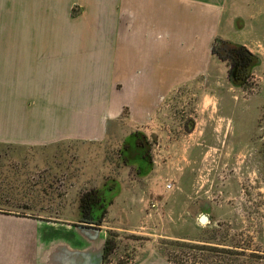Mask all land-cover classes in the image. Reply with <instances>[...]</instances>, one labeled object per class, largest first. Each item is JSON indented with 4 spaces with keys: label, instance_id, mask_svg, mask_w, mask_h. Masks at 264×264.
Returning <instances> with one entry per match:
<instances>
[{
    "label": "rangeland",
    "instance_id": "rangeland-1",
    "mask_svg": "<svg viewBox=\"0 0 264 264\" xmlns=\"http://www.w3.org/2000/svg\"><path fill=\"white\" fill-rule=\"evenodd\" d=\"M220 1L217 38L253 57L244 82H232L229 61L210 55L206 74L175 88L146 126H130L123 113L117 124L124 126L108 133L107 147H0V215L35 223L29 239L15 238V256L25 251L33 264L36 234L46 235L41 245L56 237L83 248V236L71 227L92 220L82 214L80 197L111 188L99 224L101 240L108 231L117 234L107 264H169L157 250L162 239L194 245L211 239L218 250L238 245L244 256H229L233 264H264V0ZM133 132L145 136L146 176L119 157ZM201 215L208 222L201 224ZM101 240L86 242L94 254ZM203 255L222 264L220 252Z\"/></svg>",
    "mask_w": 264,
    "mask_h": 264
},
{
    "label": "crops",
    "instance_id": "crops-1",
    "mask_svg": "<svg viewBox=\"0 0 264 264\" xmlns=\"http://www.w3.org/2000/svg\"><path fill=\"white\" fill-rule=\"evenodd\" d=\"M223 18L220 0H0V147H107L125 112L146 126L175 88L206 74ZM31 222L0 215V264H30L13 247ZM98 230L83 248L36 234L33 264L92 254Z\"/></svg>",
    "mask_w": 264,
    "mask_h": 264
},
{
    "label": "trees",
    "instance_id": "trees-1",
    "mask_svg": "<svg viewBox=\"0 0 264 264\" xmlns=\"http://www.w3.org/2000/svg\"><path fill=\"white\" fill-rule=\"evenodd\" d=\"M131 143V144H130ZM119 157L122 159L124 164L130 163L131 165L137 166V174L140 176H146L150 170V158L148 156V148L146 147L145 136L141 132H133L124 138V141L119 152ZM117 188V184L112 183ZM119 190V188H117ZM117 189L115 191H117ZM101 190V189H100ZM114 190L111 188L99 190H91L90 192L84 193L80 197V205L82 214H86L100 224V219L104 216L107 207L111 204V193ZM106 192H108L106 194ZM217 230H212L211 233H217ZM116 237L117 234L111 231L107 232L102 255V264H107V258L116 249ZM202 242L203 245H194L187 240H167L162 239L158 242V253L165 259L169 264H213L210 260L211 257H206L203 253H212L216 251L220 252L223 256L222 264H233L237 259L230 260L229 256H244L242 252L239 253L237 249H242L238 245L232 244H220L226 248H220L211 246L213 243ZM236 250V251H235ZM202 254V255H201Z\"/></svg>",
    "mask_w": 264,
    "mask_h": 264
},
{
    "label": "flooded vegetation",
    "instance_id": "flooded-vegetation-1",
    "mask_svg": "<svg viewBox=\"0 0 264 264\" xmlns=\"http://www.w3.org/2000/svg\"><path fill=\"white\" fill-rule=\"evenodd\" d=\"M210 55H216L218 58L229 61L230 63V79L232 82L239 84L247 80L249 70L253 65V57L241 45L228 43L219 38H215L209 47ZM94 220L86 219L81 226L91 229H99L100 225ZM78 225V224H77ZM88 241H91L88 239ZM104 246V243L102 244ZM103 255V254H102ZM103 259L101 260L102 264Z\"/></svg>",
    "mask_w": 264,
    "mask_h": 264
},
{
    "label": "water",
    "instance_id": "water-1",
    "mask_svg": "<svg viewBox=\"0 0 264 264\" xmlns=\"http://www.w3.org/2000/svg\"><path fill=\"white\" fill-rule=\"evenodd\" d=\"M198 221L201 224H204V223L208 222V217L205 215H201L199 217ZM77 228L80 231L82 236H86L87 238L89 237L90 239H91V237L88 235L91 231H95L96 233L99 231L98 229L93 230L91 228L83 227V226H79V225L77 226ZM94 239H96V238H94ZM86 253L87 254L85 255L82 252H77V253L75 252L74 255H78L79 259L73 258L71 260H64L61 262V264H101L102 254H103V245H101L99 247L98 252L95 254L94 253L90 254V252H86Z\"/></svg>",
    "mask_w": 264,
    "mask_h": 264
}]
</instances>
